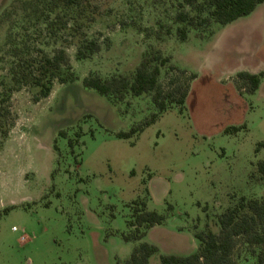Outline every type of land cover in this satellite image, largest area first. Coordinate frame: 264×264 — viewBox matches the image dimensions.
<instances>
[{
	"label": "rangeland",
	"instance_id": "obj_1",
	"mask_svg": "<svg viewBox=\"0 0 264 264\" xmlns=\"http://www.w3.org/2000/svg\"><path fill=\"white\" fill-rule=\"evenodd\" d=\"M13 1L0 0V81L8 79L10 21L18 39L48 53L59 45L35 31L38 23L22 20L19 9L2 19ZM91 2L95 20L80 32L97 39L100 50L77 60L76 41L65 47L78 79L55 80L37 102L35 89L23 87L0 113V264H121L141 242L160 249L150 259L158 264L159 253L194 252L193 233L206 226L217 232V215L242 199L264 200L256 174L264 159V75L249 92L237 75L224 73L264 66V3L225 26L190 27L180 41L172 22L179 4L196 16L184 0ZM148 46L170 57L159 81L171 103L141 132L118 138L156 111L150 96L113 104L82 79L131 75ZM183 66L224 70L211 78ZM143 202L163 223L140 241H126L133 208ZM262 253L264 246L237 236L230 264H255Z\"/></svg>",
	"mask_w": 264,
	"mask_h": 264
},
{
	"label": "trees",
	"instance_id": "obj_2",
	"mask_svg": "<svg viewBox=\"0 0 264 264\" xmlns=\"http://www.w3.org/2000/svg\"><path fill=\"white\" fill-rule=\"evenodd\" d=\"M262 2L264 0H184V3L196 12V16H191L184 10V4L180 3L181 9L175 12L172 19V22L178 25L175 33L180 41H185L188 28L211 22L225 26L238 18L250 15ZM18 9L22 20L38 23L39 27L35 31L44 33L52 43L59 42V45L48 53L37 47L34 42L31 44L24 39H18L17 35L11 33L16 24L10 21L4 43L9 47L7 54L11 60L7 81H0V113L6 109L5 103L11 94L23 87L35 89L32 99L37 102L49 95L55 80L60 84L77 80L78 77L73 72L65 51L66 45L72 41H76L77 60L89 58L101 47L97 39L88 38L80 32L82 25L88 26L95 20L98 7L91 0H14L10 9L3 11L2 19L8 21V17L18 12ZM204 10L207 15L201 16ZM170 31V27H167L166 33ZM155 36L158 39L161 37L160 30ZM169 61V56H163L159 49L148 46L131 75L118 74L108 78L89 75L82 79L84 88L92 89L113 104L124 101L128 95L150 96L156 111L150 118L131 126L127 131L116 132V137L129 138L141 132L168 109V103L171 102L165 101L168 96L163 93L159 75L161 68ZM236 75L245 82L249 92H254L264 72H239ZM184 98L185 94H182L177 102L182 104ZM256 174L259 180L264 181V159L256 162ZM143 203L142 208H133L131 219L128 221L129 229H133V232L129 231L123 235L126 241L140 240L148 228L163 223L164 217L155 211L146 210L145 202ZM216 223L217 232L206 226L205 230L193 233L196 241L194 252L187 255L159 254L158 264H230L235 237L240 235L245 236V241L249 244L264 246V200L242 199L238 205L218 214ZM156 253L158 248L155 245L143 242L135 246L129 258L121 264H148L149 257ZM255 264H264V253L257 257Z\"/></svg>",
	"mask_w": 264,
	"mask_h": 264
},
{
	"label": "crops",
	"instance_id": "obj_3",
	"mask_svg": "<svg viewBox=\"0 0 264 264\" xmlns=\"http://www.w3.org/2000/svg\"><path fill=\"white\" fill-rule=\"evenodd\" d=\"M264 2H262V3H260L255 9H254V11L253 12H255L256 10H258V7L261 5V4H263ZM262 10V12H263V10H264V8L263 9H261ZM252 12V13H253ZM251 13V14H252ZM250 14V15H251ZM249 16V15H248ZM184 68H186V69H188L189 71H191L192 73H194V74H199V72L201 71V72H206V74L209 76V77H211V78H218V77H220V75L223 73V70L224 69H222L221 68V66H196V67H194V66H183ZM196 71V72H195ZM264 71V66H240V67H238L236 70L234 69V70H230V71H226V72H224V73H228L227 75V77L228 78H232V77H234L237 73H239V72H248V73H250V74H257V73H260V72H263ZM198 76V75H197ZM232 80V79H231ZM147 193H148V190H147ZM145 208H146V203H145ZM161 225V224H160ZM156 226H158V225H154V226H152V227H150V228H148L147 230H146V233H145V235H144V237H146L147 236V234L151 231V229L152 228H154V227H156ZM143 237V238H144ZM143 238H141L140 240H142ZM193 238H194V236H193ZM140 240H137V241H140ZM195 240V239H194ZM141 243H143V242H141ZM146 243H148V244H152V243H150V242H146ZM153 245H155V244H153ZM156 246V245H155ZM157 247V246H156ZM158 248V247H157ZM194 248L196 249V245L194 246ZM195 251V250H194ZM158 252H160V249L158 248ZM157 254V253H156ZM160 254V253H159ZM162 254H178V255H187V254H181V253H162ZM155 254H153V255H151L150 257H149V259H148V264H151V261H150V259H151V257L152 256H154ZM130 256V255H129ZM127 260V259H126ZM123 262V261H122ZM154 264H156V263H154Z\"/></svg>",
	"mask_w": 264,
	"mask_h": 264
},
{
	"label": "built area",
	"instance_id": "obj_4",
	"mask_svg": "<svg viewBox=\"0 0 264 264\" xmlns=\"http://www.w3.org/2000/svg\"><path fill=\"white\" fill-rule=\"evenodd\" d=\"M12 230H16V228L13 226V227H12ZM21 239H23V236H21Z\"/></svg>",
	"mask_w": 264,
	"mask_h": 264
},
{
	"label": "flooded vegetation",
	"instance_id": "obj_5",
	"mask_svg": "<svg viewBox=\"0 0 264 264\" xmlns=\"http://www.w3.org/2000/svg\"><path fill=\"white\" fill-rule=\"evenodd\" d=\"M67 84V83H66ZM59 134H61L60 132H59ZM55 148V147H54Z\"/></svg>",
	"mask_w": 264,
	"mask_h": 264
}]
</instances>
